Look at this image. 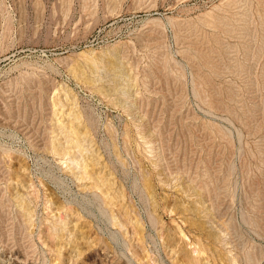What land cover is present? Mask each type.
Returning a JSON list of instances; mask_svg holds the SVG:
<instances>
[{"label": "rangeland", "instance_id": "1", "mask_svg": "<svg viewBox=\"0 0 264 264\" xmlns=\"http://www.w3.org/2000/svg\"><path fill=\"white\" fill-rule=\"evenodd\" d=\"M105 263L264 264V0H0V264Z\"/></svg>", "mask_w": 264, "mask_h": 264}, {"label": "bare ground", "instance_id": "2", "mask_svg": "<svg viewBox=\"0 0 264 264\" xmlns=\"http://www.w3.org/2000/svg\"><path fill=\"white\" fill-rule=\"evenodd\" d=\"M74 137V136H73ZM75 141V140H74ZM79 142V141H78ZM75 144H78V143H75ZM79 145V144H78ZM81 147V146H80ZM96 175V174H95ZM21 194V193H20ZM22 198V197H21ZM22 200V199H21ZM24 201V200H23ZM22 201V202H23ZM23 204V203H22ZM30 206V205H29ZM24 209V208H23ZM22 213V212H21ZM29 213V212H28ZM30 217V216H29ZM60 219V218H59ZM30 220V219H29ZM30 222V221H29ZM31 223V222H30ZM55 224V223H54ZM60 224V223H59ZM58 225V224H57ZM61 225V224H60ZM62 226V225H61ZM60 226V227H61ZM30 228V227H29ZM59 228V227H58ZM62 228H64V227H61V230L63 231V229ZM49 229V228H48ZM60 229V228H59ZM65 230V229H64ZM60 233H61V231H60ZM60 233H58V234H60ZM63 234V233H62ZM61 235V234H60ZM67 239V238H66ZM82 240H84V239H82ZM86 240V239H85ZM69 241V240H68ZM79 241V240H78ZM81 241V240H80ZM67 245V244H66ZM61 246V245H60ZM61 248V247H60ZM64 249V248H63ZM108 256V255H107ZM111 260V259H110ZM106 264V263H105Z\"/></svg>", "mask_w": 264, "mask_h": 264}]
</instances>
